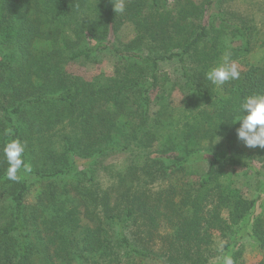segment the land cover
I'll return each mask as SVG.
<instances>
[{
    "label": "trees",
    "instance_id": "trees-1",
    "mask_svg": "<svg viewBox=\"0 0 264 264\" xmlns=\"http://www.w3.org/2000/svg\"><path fill=\"white\" fill-rule=\"evenodd\" d=\"M174 7L129 0L115 13L110 0H0V156L19 138L32 166L13 182L0 163V264H208L240 252L246 237L264 254V211L255 214L257 201L227 171L264 177V149L247 154L232 124L242 98L264 92V68L220 88L205 78L226 51L242 56L224 31L243 35L247 51L251 28L222 0ZM125 21L136 38L110 40ZM104 56L115 61L112 77L66 70ZM167 62L177 64L175 82ZM176 88L183 113L196 114L177 132L164 96ZM216 136L225 150L213 151ZM118 154L128 158L114 170L107 160ZM200 164L207 169L193 184Z\"/></svg>",
    "mask_w": 264,
    "mask_h": 264
},
{
    "label": "rangeland",
    "instance_id": "rangeland-1",
    "mask_svg": "<svg viewBox=\"0 0 264 264\" xmlns=\"http://www.w3.org/2000/svg\"><path fill=\"white\" fill-rule=\"evenodd\" d=\"M129 0H125V3ZM170 8L175 11L178 7H174L176 4V0H167ZM191 1L197 5H206V3L210 0H183ZM206 7V6H205ZM222 8L227 10L230 13H238L237 16L239 18L240 23H244V26H248L251 28L250 31V47L249 49L244 50V36L239 34L232 35L229 29L225 30L223 33V40L227 45V49H242V56L235 60L239 66L240 73L246 72L251 65L259 66L264 68V0H222ZM214 10V9H213ZM237 20V19H236ZM221 25L219 21H216V26ZM110 40L113 42L120 43H129L136 38V27L133 23L125 21L121 26L117 29V32H112L110 34ZM177 67L176 63L167 62L162 68L166 71L172 82L176 81V78L179 74L175 73V69ZM68 73L84 78L87 81H91L92 79L98 76H106L112 77L116 70V64L112 57L104 56L100 59V61L96 64L87 63V62H78V63H70L66 67ZM165 90L166 102L171 109H174V114L172 116L173 121L176 124V132L181 129L182 125L187 121H192L195 119V113H183L180 105L184 100V94L179 89L176 88L174 90ZM158 89H155L151 93V98L155 99L158 95ZM198 111V110H194ZM218 140L214 142L213 151L220 152L226 149V144L222 139L218 144ZM241 149L244 150L247 154L254 151V149L247 148L241 142ZM3 155L0 156V163L2 162ZM127 155L118 154L113 157H110L107 160L108 165H113L114 170L122 169L127 162ZM259 165V164H258ZM206 165L200 164L196 165L192 171L196 172L188 181L193 184L198 183L201 175H198L197 172H201L202 174L206 171ZM229 174H231L232 179L234 180V186L241 191L243 196L248 200L257 201V207L255 208V214H260L264 211V193L262 192L264 185V177H257L253 173H247L244 170H234L228 169ZM107 181L103 182V186H106ZM37 195V188L32 187L30 192L26 197V204L30 205L34 203ZM215 241L219 244V248L221 243H225V239L220 236L219 233L215 234ZM240 252L231 255L235 257L236 264H264V254L255 246V244L248 239L247 237L242 241ZM222 249L220 248V251ZM220 258L218 256H214L208 262V264H216Z\"/></svg>",
    "mask_w": 264,
    "mask_h": 264
},
{
    "label": "clouds",
    "instance_id": "clouds-1",
    "mask_svg": "<svg viewBox=\"0 0 264 264\" xmlns=\"http://www.w3.org/2000/svg\"><path fill=\"white\" fill-rule=\"evenodd\" d=\"M110 2L115 13L125 11V0H110ZM205 78L218 88L226 82L240 78L239 66L230 51H226L221 62L205 73ZM234 121L232 124H239L235 129L236 137L245 147L264 149V92H253L244 96L237 108ZM4 134L8 137L13 136V128L7 127ZM216 138L218 143L222 140V137L216 136ZM26 147V142L19 138L9 139L4 144L3 157L8 165L6 176L10 181L19 182L22 175L32 171L31 164L25 160ZM223 247L224 244L221 243L220 248ZM220 259L222 264H234L230 255L225 254Z\"/></svg>",
    "mask_w": 264,
    "mask_h": 264
}]
</instances>
